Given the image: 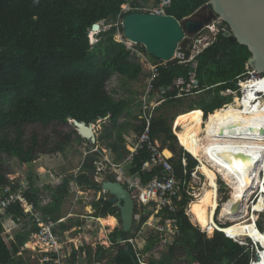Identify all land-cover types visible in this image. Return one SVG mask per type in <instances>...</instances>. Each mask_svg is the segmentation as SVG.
<instances>
[{"label":"trees","instance_id":"obj_1","mask_svg":"<svg viewBox=\"0 0 264 264\" xmlns=\"http://www.w3.org/2000/svg\"><path fill=\"white\" fill-rule=\"evenodd\" d=\"M209 1L173 0L168 15L182 21ZM128 2L129 0H0V156L12 155L26 164L40 151L36 136L32 138L31 144H26V126L40 124L46 127L73 120L87 124H97L99 120H103L100 124L104 131L97 142L113 140L111 148L117 161L128 154L123 136L125 126L120 121L124 115L132 116V109L126 101H117L107 92V83L114 75L136 80L143 73L141 64L133 60L126 44L115 40L118 32L123 33L122 25H117L118 22L127 14L137 12L129 11L120 16L122 6ZM133 6L141 7L139 2H134ZM103 21H112L113 24L108 30L101 31L97 43L91 45L88 31ZM223 24L228 32H219L215 42L196 58L198 89L190 87V66L178 64V61L159 66L158 76L154 81V94L161 88L169 89L164 99L172 106L182 101L179 97L181 92L187 96L202 92L186 112L187 115L199 113L191 122L189 133L185 136L176 133L179 144L192 151L195 150L200 132L208 119L205 120V116L232 103L233 96L222 93L237 91L239 82L247 80L248 72L253 71L252 68L248 69V62L252 57L249 48L239 44L231 34L229 25L225 22ZM186 53L190 55V50ZM160 64L162 62L159 61L156 65ZM180 78L185 81L183 90L175 84ZM142 130L143 126L140 124L134 132L139 134ZM76 131L78 132L77 129ZM151 135L160 142L163 149L178 152L177 137L163 114L154 118ZM78 139L86 141L79 132ZM47 141L45 140L42 151L50 154L63 152L64 146L72 142L66 134L53 147H49ZM186 154L187 175L184 174L181 158L171 160L182 180H189L198 164L191 154ZM88 158H92L91 165L87 167L89 173L84 170L79 182L100 190L101 185L94 179L100 178L101 174L97 170L93 171L92 164L97 161V156L91 155ZM150 158L149 152L140 151L130 169L132 174L140 173L145 183L155 176V172H142L144 163ZM8 184V178L0 171V192ZM31 187V192L26 193V196L29 201L38 204L39 189L35 184ZM68 189L69 182H65L52 192V201L44 209L46 214L55 217L60 215ZM189 202L190 197L185 193L176 213L169 215V218L176 220L177 238L185 237L195 230L185 211ZM94 210L96 218L119 215V211L108 200L94 203ZM7 213L22 215L19 206L9 209ZM145 221L146 217L140 225L135 222L129 233H124L121 229L113 234L114 242L121 237L126 243H118L112 264H140L138 249L129 240L135 238ZM29 227L28 225L26 232L18 233L16 240L9 243L3 235L4 228L0 220V264L14 261L20 248L34 231ZM191 244L195 260L199 264H249L252 257L250 250L218 231L211 238L198 231L195 243ZM169 250L171 254L172 248ZM105 253L103 247H100L96 253L98 262L103 261ZM82 254L84 253L81 252ZM86 254L92 262L93 251L90 245Z\"/></svg>","mask_w":264,"mask_h":264},{"label":"rangeland","instance_id":"obj_2","mask_svg":"<svg viewBox=\"0 0 264 264\" xmlns=\"http://www.w3.org/2000/svg\"><path fill=\"white\" fill-rule=\"evenodd\" d=\"M139 1L141 3L145 2L146 5H149L153 2V0H148V1L135 0V2H139ZM206 7H208V5L207 6L205 5L204 7H202V9L200 8V10L197 11L198 15L196 18H200L205 15V13L207 12L205 10ZM215 21H218L217 23L219 24L217 25H219L220 31H222V29L224 28V30L228 32L226 26L223 23H220L221 21L220 17H217ZM112 24H113L112 21L110 22L103 21L101 23V30L99 32H92L91 34H89L88 36L91 45H95L98 41L97 37L99 33L101 31L108 30L112 26ZM117 25H122V21L118 22ZM115 40L117 42H125L141 52V56L139 57L134 56L133 58V60L140 63L143 68V73L138 77V79L129 80L124 78L123 76L114 75L107 83V92L110 95H112V97L117 101L120 100L126 101L130 105V108L132 109L133 115L130 117L124 115V117L120 121V124L125 126L123 130L124 132L123 136L128 137L129 134H134L132 132H134L136 130V127L140 125L139 119L136 118V116L139 117L140 99L142 96H144V93L147 90L148 78L151 73V66L159 63V60H155L153 56L149 55L143 45L137 43L133 44V42L131 43L130 41H128L123 33L118 32L115 35ZM192 42L194 43L193 37L189 35L188 37H186V40L180 45L179 49L183 52L192 49L193 48ZM143 49H145V51H143ZM249 68L250 67L248 64V69ZM248 73H251V75H253L256 78L260 76H264V75H258V73L256 74L253 71H249ZM249 79H255V78L249 76V78L247 80H244V82L248 81ZM241 82H239L238 84L239 89L237 91L229 90L223 92L222 94L225 96H233L232 102L234 101L235 97H242L243 88ZM200 93L198 94L195 93L191 96L183 95L182 97H180L182 101L178 102L176 106H172L171 104H169V102L166 101L165 102L163 101L162 103L160 102L161 104H159V107L157 108L156 111V115H155L156 117L163 114L165 117L168 118L172 126V131L174 135L177 137L178 152L177 153L172 152L173 157H171L170 159L179 160L181 158L182 165L184 159H186L188 163V157L186 151H188L189 148H183L184 145L179 144V138L177 134L185 136L189 133L191 122L194 120V118H196L199 115V113H193L187 115L186 112L189 110V106L194 101L200 98V96L202 95ZM95 129H96V137L98 139L99 137L102 136L104 128L102 124H96ZM201 132L199 137L201 136ZM65 134L70 136L72 142L69 145L64 146L63 152H57L55 154L43 153L42 150L44 148L43 145L45 140H48L47 142L49 147H53L64 138ZM35 136L37 137L38 149L41 152L39 151L35 153L32 161L23 164V162H21L19 158L15 156L5 155V154L0 156V171L8 178L10 182V184H8V187L12 188L15 191H18L24 185L32 186V184H35V186L39 189L38 197L40 198V200L42 202L50 204L52 201V192L57 187H60L63 183L69 182L68 196L64 200L65 203L62 206L60 213L68 214L74 210L75 214L77 215V218H72L69 223L70 224L73 223L72 220H74L75 222L77 221L78 226L81 227L76 231V235L78 237L76 236L74 238L77 245L82 244L83 249H86L84 258L78 261L79 264H112L113 259L116 255L118 243L124 245L126 243L125 241L122 240L121 237L117 238L116 239L117 241L114 242L113 234L116 231L122 229L120 222V213L119 215L118 214L115 215L117 222L114 227L104 226L101 223V218H99V220L98 217L93 218L92 215L95 216L96 211L94 212L91 203L89 204V202L85 203L84 201H81V203L77 204L76 206L75 205L72 206L77 191L75 190L72 191L73 186H71V184L75 180V175L77 173L79 174V177L83 175L84 170L86 171L87 174L89 173L88 168L91 165L92 158L91 159L87 158L88 160L86 159L87 160L86 161L84 159V154H83L84 150L90 151L94 148H99L101 151L106 150L107 156L110 159L114 157L115 160V154L111 148V145L113 144V140L107 142L100 141V142H96V144L92 143V145H90L89 143L90 141L88 142L87 140L83 142L79 141L78 132L76 131L72 121H69L66 124L53 123L46 127L40 124L26 126L25 142L27 145L31 144V140ZM198 140H197V144L199 142ZM128 149L129 148L126 145V150L129 153ZM190 151L193 152L194 155H197L198 153L197 147H195V150L193 151L190 149ZM198 157L200 158L199 154ZM124 158H122L121 161H123ZM83 161L86 163L84 164ZM115 161L121 162L117 160ZM83 164L84 167H82ZM92 164L94 166L93 171L97 170L95 166V162ZM197 168H198V164L194 169L196 176L190 177V179L188 180L189 184L186 188V190H188L191 195L190 196L187 194L190 197L191 202L193 200H194L193 202H197V199L193 198L192 196L195 195L196 193L197 194L199 193V190L204 182L203 180L201 182L203 176L201 175L200 171L197 170ZM100 176H101L100 178L96 177L94 179V181H96L99 185H101V183L104 180L110 179L109 176L104 174H101ZM197 177L200 178V180ZM218 184H219V203L220 205H222L224 202H226L229 199L230 189L222 178L219 179ZM99 191H101V189L99 190V188H89L87 184H83L81 187V192L88 194V195H84L83 197L84 199L86 197L88 199L92 198L93 194H96ZM104 197L106 200H109L111 198L109 194H105ZM193 202L191 204H193ZM89 205L91 206L89 207ZM197 205L200 206V204ZM200 210L195 213L192 212L193 216H190L189 214L188 217L192 225L194 226L195 230L192 231L189 235L182 238H177L175 235L174 237H167L166 241H162L160 239V236L156 233V229L161 224L164 223L163 219L165 217H168V214H166L165 212H162L159 215H156V217L154 218L152 217V219H148L146 221L148 222V225L150 223L152 224V226H144V224H142L135 235L134 245L137 247L138 252L142 255L143 260L147 264H198V262L195 260L196 255L192 249L191 243H195V240L197 238V232L201 231L200 227H197L195 225L196 224L195 222L198 220V218L200 219L201 217H205V215H207V213L203 214V211ZM145 213L146 212H144L140 207H137L135 222H137L138 225L141 224L142 217L145 216ZM187 213H189V206L187 208ZM217 214H219V210H217ZM0 218L2 219L1 214H0ZM25 226L28 227V224H26ZM27 227H24V225H22L16 227L13 226L9 230L4 228L5 231L3 235L8 239V241L11 239L16 240V235L21 232H26ZM167 229L168 227L166 226V230ZM166 233L168 232H165L164 234ZM68 236L69 238L71 237L70 235ZM10 242L11 241H9V243ZM25 244L20 248V252L14 258V261L9 264H38L36 253L33 250H27ZM89 245L93 251L92 262H90V257L86 254ZM100 247H103V249L106 252L102 262H98L96 257V253ZM169 248H172L171 254L169 253L170 251Z\"/></svg>","mask_w":264,"mask_h":264},{"label":"built area","instance_id":"obj_3","mask_svg":"<svg viewBox=\"0 0 264 264\" xmlns=\"http://www.w3.org/2000/svg\"><path fill=\"white\" fill-rule=\"evenodd\" d=\"M134 2L135 0H129L127 4L123 5L120 16L123 13L136 10L140 13L168 15V11L173 5V0H153V2L149 5H146L145 2L141 3L139 1L141 7L133 6ZM217 22L218 21H213L197 34L192 35L194 43L192 42L193 48L190 49V55H187L185 51L183 52L179 49L173 60L178 61V64L190 66L191 71L189 72V78L191 81L190 87L192 89L199 88V81L197 80L196 75L198 68V62L196 60L197 56L209 46H211L215 42L218 33L221 32L219 25H217L219 23ZM220 23H224L222 18ZM222 31L226 32L224 29H222ZM126 45L133 56H141V52L139 50L128 45L127 43ZM162 65L166 66L167 63L163 62L160 65L154 64L151 66L147 90L144 93V96H142L140 99L138 119L141 126H143V130L139 134L132 132L134 134H129L128 137H125L126 145L129 148V153L124 158V160L121 162H116L114 157L110 159L107 156L106 150L101 151L99 148H94L90 151L84 150L83 154L85 160L91 155H96L97 161L95 162V166L97 168V172L107 175L110 178H115L116 181L122 183L123 186L131 192L135 200L136 210L137 207H140L144 212H146L142 219L146 217L147 221L148 219H152V217L154 218L156 215H159L162 212L168 214V217L163 219L164 223L156 229V233L160 236V239L162 241H166L167 237H174L178 232L176 220L169 218V215L171 213H176L180 203L184 199L185 193L186 195H190V193L188 190H186L189 184L188 180H182L178 177L171 159L167 158L164 154L165 149H163L160 142L157 139H153L151 135V127L153 120L156 117L155 115L157 108L159 107V104H161L163 101L165 102L164 95L169 91L167 88H161L160 91L154 94V81L158 76V67ZM175 84L177 86H181V89L183 90L185 81L184 79L180 78L175 82ZM183 95L186 94L181 92L179 97H182ZM143 150L149 152L151 158L144 163L142 172H155L154 178L147 183L142 181V176L140 173L132 174L130 171V166H132L135 156ZM249 155L254 157V155L251 153H249ZM258 155V157H254L257 161L256 166H259L262 162L264 163V148L261 149ZM183 165L185 168L184 174L187 175L188 163L186 159L183 160ZM192 176H196L195 172L191 173V177ZM259 176L261 179V183L259 185L251 184L249 187H247V191L251 188H254V192L249 197L248 202L245 204L239 203L233 205V216L242 212H246L242 219L233 220L232 224L229 220L220 218V215L217 214V210L220 212V205L211 216V222L209 223V226L213 227L212 234H210L208 229L202 228L194 221L196 223L195 225L200 227L201 232L205 233L209 238L213 237L215 232L218 231L223 233L228 239H231L235 243H238L239 245L250 250L252 257L249 261V264H264V245L261 240L254 238L252 235L244 238L237 232L233 233V236H229L227 233H225L224 228L228 229L234 225H237V221L239 220V222L252 225L254 229L260 234V236L264 235V202L262 203V207L258 208L261 200H264V167H262L261 171H259ZM79 178V174L77 173L75 175V180L71 184V186H73L72 191H77L72 206H76L77 204L81 203V201H84L85 203H91L94 210V203L101 200H106L104 197L106 193L101 188V191L98 192L99 196L98 193H96L93 194L92 198L88 199L86 197L84 199V195L88 194L81 192V187L83 184L79 182ZM198 179L200 180V178ZM202 180L204 181L205 178L203 177L201 182ZM242 186L243 188H246L245 183H242ZM31 188L32 187L30 185H24L18 191H14L12 188L7 186L3 188L2 192H0V214L2 215L1 220L4 228L9 230L13 226H25L28 224L30 226L29 229L34 230L25 246L27 250H33L36 253L38 264H79L78 261L84 258L86 249H83L82 244L77 245L74 239L77 236L76 231L81 227L78 226L77 221L75 222L72 220L73 223H69L72 218H77L74 210L68 214L60 213L58 217H55L51 214H46L44 209L49 203L42 202L39 198L38 204H36L35 202L29 201L27 198L26 193L31 192ZM192 197L196 198V194ZM190 202L185 209L187 216H189V214L190 216H193L190 212V204L192 203ZM91 205H89V207ZM16 206L21 208V216L7 213L9 209ZM188 206L189 213H187ZM210 214L211 212L209 213V216ZM92 216L93 218L95 217L94 215ZM146 221L142 223L144 226H152L150 223L148 225V222ZM166 226L168 227L167 230ZM165 232L168 233L164 234ZM68 235L71 237L69 238ZM6 241H14V239L8 241L6 238ZM129 242L134 244V239L129 240ZM81 252L84 254L81 255ZM75 253H77L76 259ZM138 257L140 258V264H147L143 260L140 253L138 254Z\"/></svg>","mask_w":264,"mask_h":264},{"label":"water","instance_id":"obj_4","mask_svg":"<svg viewBox=\"0 0 264 264\" xmlns=\"http://www.w3.org/2000/svg\"><path fill=\"white\" fill-rule=\"evenodd\" d=\"M207 5L208 7L205 8L207 12L204 16L196 18L198 15L196 12L182 21L172 15L140 12L127 14L122 20L123 34L128 41L143 45L149 55L161 62L169 63L174 60L187 34L191 36L197 34L220 17L229 25L231 34L238 43L247 46L252 53L248 62L249 67L255 73L264 75V0H210ZM100 30L101 23L95 24L88 34ZM207 118L208 116H205V120ZM72 122L82 138L93 144L97 142L95 123L87 124L78 120ZM102 122L103 120H99L97 123ZM248 131H258L263 135L264 127L255 124L237 129L236 125H230L223 127L220 135L232 132L247 133ZM231 156L233 163L238 160L247 165L257 164L252 155L243 152H233ZM101 188L111 196L109 203L119 211L123 232H131L136 215L135 200L131 192L122 183L112 179L104 180Z\"/></svg>","mask_w":264,"mask_h":264},{"label":"bare ground","instance_id":"obj_5","mask_svg":"<svg viewBox=\"0 0 264 264\" xmlns=\"http://www.w3.org/2000/svg\"><path fill=\"white\" fill-rule=\"evenodd\" d=\"M252 78L255 79H249L241 83L243 88L242 97H235L231 104L216 110L208 116L199 137V142L196 145L197 155H194L190 149L187 151L198 161V170L205 178L199 193H196L197 202H193V200V204H190V212L195 213L201 209L203 214L207 213L205 217L198 218L196 223L202 228L208 229L210 234L213 231V227L209 226L211 216L220 206L219 179L222 178L230 189V197L221 205L219 215L220 218H225L232 224L233 220L242 219L246 214V212H242L233 216V205L247 203L254 192V188L247 191V187L251 184L259 185L261 183L259 171L264 167L263 162L259 166H256V164L247 165L245 162H241V164L238 160L233 163L231 155H233V152H246L258 157V153L264 148V134L262 135L258 131H248L247 133L232 132L225 133L223 136L220 135L221 129L230 125H236L237 129L255 124L264 127V76ZM164 154L167 158L173 157L172 152L169 150H165ZM242 183H245L246 188H243ZM263 202L262 199L258 208L262 207ZM197 204H200V206ZM116 222L115 216L101 218V223L104 226L114 227ZM237 222V225L231 228H224L227 235L233 236V233L236 232L244 238L252 235L254 238L260 239L264 245V235L260 236L252 225L239 222V220Z\"/></svg>","mask_w":264,"mask_h":264},{"label":"clouds","instance_id":"obj_6","mask_svg":"<svg viewBox=\"0 0 264 264\" xmlns=\"http://www.w3.org/2000/svg\"><path fill=\"white\" fill-rule=\"evenodd\" d=\"M100 23H102V22H100ZM97 24H99V23H97ZM89 35V34H88ZM122 43H125V42H122ZM126 44V43H125ZM127 46V45H126ZM133 56V55H132ZM134 57V56H133ZM161 62V61H160ZM254 72V71H253ZM255 73V72H254ZM257 74V73H256ZM259 75V74H258ZM249 76H251V77H254L253 75H251L250 73H249ZM242 83V82H241ZM98 124V123H97ZM75 127V126H74ZM76 128V127H75ZM188 153V152H187ZM196 160V159H195ZM197 161V160H196ZM198 162V161H197ZM198 165H199V163H198ZM2 192V191H1ZM0 220H1V218H0ZM1 222H2V220H1ZM3 224V223H2ZM3 228H4V226H3Z\"/></svg>","mask_w":264,"mask_h":264},{"label":"crops","instance_id":"obj_7","mask_svg":"<svg viewBox=\"0 0 264 264\" xmlns=\"http://www.w3.org/2000/svg\"><path fill=\"white\" fill-rule=\"evenodd\" d=\"M168 150V149H167Z\"/></svg>","mask_w":264,"mask_h":264}]
</instances>
